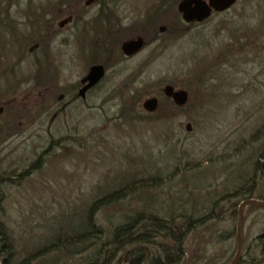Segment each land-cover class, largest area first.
Segmentation results:
<instances>
[{
	"label": "rangeland",
	"instance_id": "rangeland-1",
	"mask_svg": "<svg viewBox=\"0 0 264 264\" xmlns=\"http://www.w3.org/2000/svg\"><path fill=\"white\" fill-rule=\"evenodd\" d=\"M111 1L124 29L137 25L141 17L158 2ZM229 14L233 15L231 11ZM218 18L210 17V24L203 27L204 33L200 35H197V29L191 27L182 35L181 32L174 34L182 27L174 7L170 13L159 14L155 27L153 22H148L143 28L146 32L144 40L154 37L153 40L133 57L120 59L114 65L113 72H108L98 88L82 102L66 108H60L63 101L60 102L57 105L59 110L42 115L29 127L23 128L20 135L0 144V176L10 177L11 181H16L17 175L44 153L38 170L18 179L16 184L6 182L2 186L3 225L17 259L45 244L43 240L51 238V223L64 225L74 208L84 207L110 186L115 188L116 185L137 179L146 181L154 175L162 177L158 181L159 187L138 190L122 202L101 209L95 221L102 229L106 227L107 217L110 221H122L126 215L123 211L130 214L138 210L150 212L152 206L146 209L141 206L153 195L169 194L182 201L186 181L203 183L202 187L207 188L205 194L209 197L215 190L228 192L232 189L229 182H237L239 173L246 172L247 164L256 160L261 143L259 109L264 104L261 99L264 89L260 87L258 94L248 84H255L257 79L260 84L263 80L264 75L258 76V73L264 68V25L261 26L263 38L259 40L262 42L259 50L246 51L243 54L245 57L217 67L212 73L213 79L208 81L211 89L209 95L204 96L194 89L196 94L190 95L187 88L180 85L187 83L188 73L200 70L207 61H215L213 55L220 50V42L232 43L233 39L228 38L225 31L219 32L215 26ZM257 20L256 15L249 20L242 18L249 29L259 28L258 23H264V15L260 14L259 22ZM161 26L164 28L162 33L158 32ZM69 30L67 27L64 33ZM126 36L130 35L127 33ZM89 39L78 33L75 41L67 46L60 36L52 43V58L47 65L58 71L57 88L78 81L85 74V46L89 45ZM30 48L32 44L26 47V51ZM258 54L259 57L256 56ZM252 58L253 63L247 62ZM33 59V56H25L15 70L14 79L20 81L27 78V82H22L19 87L14 86L7 96H1L0 119L5 116L4 107L8 105L26 108L33 105L29 95L36 96L40 91L33 87L34 81L28 79L35 72ZM45 69L50 72L47 66ZM137 74L136 82L128 86L131 90L137 87L143 91L139 103V117L142 119H132V124L115 120L117 111L113 104L116 100L106 98L122 82L127 85L129 76ZM5 80H0V93L11 84V76ZM46 82L49 83L47 80L43 84L46 85ZM169 82L179 84L175 88L188 93L186 104L178 109L169 107L163 96H159L162 87ZM53 91L50 89L49 93ZM38 95L41 100L38 108L44 111L46 97L44 94ZM148 97H156L159 107L150 117L140 107ZM53 114L55 117L49 119V115ZM187 124L189 131L185 130ZM59 138L63 140L62 143H50ZM61 146L64 148L60 149ZM263 169L264 165L262 173L257 171L255 175L256 186L251 200L264 201ZM199 174L202 177L193 178ZM241 200H233L236 206L230 218L225 215L221 220L207 222L187 235L184 256L179 264L230 262L232 251H235L234 236L230 235L231 239L223 242L219 241L218 236L228 237L232 228L236 227V207ZM263 229L264 210L249 206L244 208L240 233L242 262L248 260L249 256H245L248 251L250 257L258 253L261 242L257 238L262 235ZM120 264L125 262L121 260Z\"/></svg>",
	"mask_w": 264,
	"mask_h": 264
},
{
	"label": "trees",
	"instance_id": "trees-1",
	"mask_svg": "<svg viewBox=\"0 0 264 264\" xmlns=\"http://www.w3.org/2000/svg\"><path fill=\"white\" fill-rule=\"evenodd\" d=\"M79 1L81 0H42L41 2L39 0H0V80H5L9 75L11 76V84L6 86V89L0 93V106L3 102L2 95L7 96V93L12 92L14 86L19 87L27 82V78L17 81L13 77L15 70L24 61L25 56H33L34 58L35 72L28 79L33 80L34 83L37 80L43 83L52 78L49 71L45 69L46 63L39 59L38 55H40L41 50L28 54L26 47L37 43L41 48L44 43V37L42 36L47 35V39L54 36L56 31L55 22L61 16L69 14L68 7ZM171 1L158 0L156 6L145 15L142 23L131 27L129 32H132L133 35H143L142 30L148 22H153V27H155L159 14L170 13L173 10L176 2ZM263 2L264 0H238L229 9L233 15L229 14V10L213 15L217 18L220 16L215 23V26L219 29L218 31H225L228 38L233 40H231V44L221 42L218 44L220 50L213 55L215 61H207L200 70L188 73L187 83L180 85L187 88L190 95L196 94L193 89L204 96L209 95L211 89L208 86V81L213 79L212 73L217 67L222 64L226 65L229 61L238 60L246 51L260 49L262 42H259V40L263 38L261 26L264 23L259 22V15H264ZM255 15L258 16L259 28L249 29L248 24L244 25L242 22V18L243 20L246 18L249 20L253 19ZM231 16L236 17V20ZM210 22V18L197 24L181 22L182 27L174 31V34L181 32L184 35L186 29L191 27L197 29V35H200L204 33L203 27L209 25ZM107 24L106 16H104L103 21L97 22V25H102L104 29ZM238 24H240L239 28L233 27L238 26ZM184 26L185 28H183ZM123 31L124 29L120 25L116 32L119 40L123 38ZM215 34H217V31H215ZM210 37L211 35L208 38ZM153 38L146 40L145 44L148 45ZM91 44L94 45L93 39ZM108 49L105 48L104 50L107 52ZM42 53L44 56H48L45 48ZM256 56L259 57V54ZM92 60H94V57L89 61ZM253 60L252 58L247 62L253 63ZM106 64L107 61H104V65ZM260 74L264 75V68L259 71L258 76ZM138 77V74L134 77L129 76L126 79L127 85L122 82L120 87L106 98L110 101L116 100V103L113 104L117 111L114 117L115 120L121 119L122 122L132 124L134 123L131 121L132 119H142L139 117V103L143 97V91L141 92L137 87L131 90L128 86V84H134ZM169 83L173 87L179 85L174 82ZM248 86H251L253 91H258L259 94L260 87L264 89V76L260 84L257 79L255 84H248ZM56 93L51 92L44 96L54 99ZM159 96H162L161 90ZM29 98L33 101V105L29 104L32 105L29 108L22 105L4 107L5 116L0 119V144L17 137L23 131V128L29 127L34 120L48 113L46 110H44L45 112L39 110L38 105H41V100L37 94L36 96L29 95ZM163 98L165 103H169H167L170 105L169 107L179 108L174 106L169 99ZM261 99L264 103V93H261ZM157 110H159V107ZM157 110L148 113L149 117ZM259 114V141L261 143L256 153L257 158L254 161L252 160V163L247 164L248 169H246V172L241 171L239 173L236 179L237 182L233 184L229 182L232 188L230 191L215 190L209 197L205 194L207 188L203 189V183H187L186 181L183 186L184 197L182 201L172 198L169 194L153 195L147 201H143L141 206L142 209H146L149 205L152 206V208L149 207L150 212L146 213L143 210H138L130 214L123 211L122 213L126 215L122 221H110V218L107 217L106 227L102 229L95 221V216L101 209L122 202L138 190L159 187L160 183L158 181L160 178L162 180V177L154 175L147 178V180L149 179L148 182L145 179H137L116 185L115 188L110 186V189L107 188L100 195L93 197L84 207L74 208L64 225L51 223L49 226L51 238L43 240L46 242L45 244L28 251L21 259L16 258L14 249L7 239L2 220L4 214L1 207L3 201L1 190L6 182H15L16 184L18 179H23L33 171L38 170L44 153L38 156L37 160L30 164L27 169L19 173L16 181H11L10 177L0 176V264H120L121 260L125 264H179L184 256V242L188 234L196 231L198 227L205 226L207 222L221 220V217L225 215L230 218L236 206L233 200L252 199L251 195L256 186L255 175L257 171H259V174L262 173L261 170L264 165V104L261 105ZM53 115H49V119H52ZM62 141L59 138L50 141V143L59 144ZM63 148L64 146L60 147V149ZM251 172L252 175H250ZM199 177H202L201 174L193 178L198 179ZM253 200L263 201L261 199ZM222 203H228V205L220 206ZM234 234L235 227L229 232L228 237L217 236L220 239L219 241L223 242L227 238L231 239L230 235L234 236ZM263 236L264 229L262 235L257 238L261 242L258 253L250 257L251 254L248 251L245 256H249V258L245 262H242L243 258L240 255L237 264H264ZM233 254L234 251H232L231 256Z\"/></svg>",
	"mask_w": 264,
	"mask_h": 264
},
{
	"label": "flooded vegetation",
	"instance_id": "flooded-vegetation-1",
	"mask_svg": "<svg viewBox=\"0 0 264 264\" xmlns=\"http://www.w3.org/2000/svg\"><path fill=\"white\" fill-rule=\"evenodd\" d=\"M177 2L175 3L174 11L177 15V18H179L180 22L184 23L181 20L180 15L177 13L175 9ZM112 3L114 2L111 0H81L79 2L72 3L68 7V10L70 11L69 14L61 16L55 22L56 31H55L54 36L47 39L48 38L47 35L45 36L39 35V36L44 37L43 46L40 48L37 43H33L32 48L27 50L28 54L41 50L40 55H38L39 59L43 63L44 62L46 63L47 68L50 70L49 74H51L52 76V78L48 80L49 83L47 84L46 82L47 86L43 84L44 82L41 83L39 80H37L34 83V88L38 89V91L40 90L37 93V95L39 93L41 95L49 94L50 89L51 91L52 89H54L53 92H59L55 96L54 99L45 98V101L43 102V104H44V109L47 112L57 110L58 109L57 105H59V103L62 101L63 103L59 106L60 108L71 107L73 105H76L75 103L78 101L82 102L87 95H89L91 92H93L94 90L98 88L101 82L106 78L108 72L109 73L113 72L114 65H116L120 61V59L122 60L129 59L133 57L134 55H136L138 52H140L145 47L146 41L144 40V38H146V35H145L146 32L143 29L142 30L143 35H133L131 34L132 32H129V29L133 26L128 27V29L123 28L124 29L123 36H122L123 38L119 40L118 36H116V32L120 28L121 22H120V19L117 13L115 12V9L113 8V6H111ZM232 7H230L229 9H231ZM146 14L148 13L146 12L143 15V17H141V20L138 22V24L142 23V20ZM214 14L215 12H212L210 17L213 16ZM104 16H106V19L108 21V24L105 29L102 25H97V22L104 20ZM66 17H69L70 20L67 23L59 26L58 22ZM67 27H69L70 30L64 33ZM160 28H161V31L159 30ZM163 29L164 28L162 26L158 27V32L162 33ZM78 33L80 34L82 33L83 37L85 38H90L89 45H87V47L85 46V49H86L85 54L87 57V62L85 63V67H84L86 68L85 74L82 77H80L78 81L68 82L65 85V87L57 88L58 81H59L57 79L58 71L52 66H50L49 63H48L49 66L47 65V62L52 58V54H51L52 43L58 36H60L62 38V41L67 46L69 45L71 41L73 40L75 41V38L78 36ZM127 33L130 36H126ZM124 36L126 37L124 38ZM135 38H140L142 40L143 46L141 47V49L138 50L136 53L128 55V56L123 54L120 50V44L124 41L132 40ZM92 39L94 40V45L91 44ZM44 48L46 49V54L48 55L47 57L44 56L42 53ZM105 48H109L107 52L104 50ZM92 57H94L95 61L94 60L89 61ZM104 61H107L106 65H104ZM92 66H101L103 70V76L97 83L90 86L89 88L84 90L82 93H80V89H82L87 83V82L82 83L81 81L86 76L89 68ZM50 81H52V83ZM173 88L176 89L175 87ZM53 117H55V115H53Z\"/></svg>",
	"mask_w": 264,
	"mask_h": 264
},
{
	"label": "water",
	"instance_id": "water-1",
	"mask_svg": "<svg viewBox=\"0 0 264 264\" xmlns=\"http://www.w3.org/2000/svg\"><path fill=\"white\" fill-rule=\"evenodd\" d=\"M238 0H179L176 4V11L180 15L183 22L189 23H201L207 20L212 12L221 13L227 11L232 7ZM70 20L66 17L58 22V25L67 23ZM161 31V28L159 29ZM143 46L142 40L140 38H135L132 40L124 41L120 44V50L125 55H131L136 53ZM103 76V70L101 66H92L89 68L86 76L81 81L82 83L87 82L86 85L80 89V93L89 88L90 86L97 83ZM161 94L163 97L169 99L172 104L176 107H182L186 104L188 100V93L183 89H174L171 85H164L161 89ZM158 105L156 97L145 98L140 107L146 113H153ZM185 130L189 131L188 124L185 125ZM264 175V169H263ZM254 207L264 210V201H257L251 199H245L238 203L236 207V227H235V251L232 259L228 264H237L240 251H241V227H242V210L244 207Z\"/></svg>",
	"mask_w": 264,
	"mask_h": 264
}]
</instances>
